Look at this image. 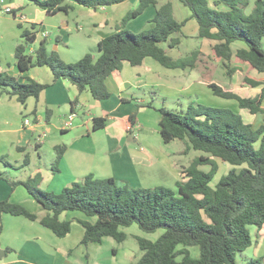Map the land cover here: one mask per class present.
<instances>
[{"label":"trees","instance_id":"obj_1","mask_svg":"<svg viewBox=\"0 0 264 264\" xmlns=\"http://www.w3.org/2000/svg\"><path fill=\"white\" fill-rule=\"evenodd\" d=\"M44 10L47 15L67 12L69 3L82 7L100 9L117 5L125 0H27ZM190 12L189 19L198 25V38L215 41L211 56L216 61L229 62L234 55L250 70L264 73V0H255L246 13V0H178ZM153 6V27L134 34L125 29L128 22L137 18L144 9ZM187 20L178 22L173 17L171 3L158 5L156 0H139L136 9L128 12L115 27L114 33L103 38L97 45V56L84 55L79 61L67 64L56 53L49 52L40 43L33 55L26 54V47L35 41V31L24 29L22 42L14 52L15 64L23 73L34 67H47L52 82L65 80L74 85L79 93L88 91L96 101L106 100L109 93L105 80L121 69L123 63L141 65L151 58L167 69H194L198 66V52L184 58L174 59L167 54L174 49ZM34 30V26L31 25ZM242 42L245 48L235 54L230 45ZM230 74L236 68H230ZM250 87H261L254 98H241L230 90L208 82L214 96L233 100L239 109L251 115L260 114L262 122L256 128L246 123L239 113L225 108L190 107L185 114L165 108L156 110L160 115L159 135L164 144L182 141L188 151H200L206 156L194 158L179 172L181 180L175 189H131L112 178L95 179L91 176L81 182L64 187L59 193L41 191L40 176L26 181H8L12 189L22 186L34 199L44 215L39 216L18 204L0 202V212L21 216L38 222L56 237H65L71 228L70 221H63L65 212H80L94 221H78L84 230L80 244L100 243L112 238L117 243L126 240L124 229L137 225L146 234L163 233L155 240L136 238L141 256L135 264H237L236 258L252 245L249 228L260 230L264 226V84L244 79ZM49 84L34 81L28 84L0 74L1 94L15 97L24 105L28 98L38 99ZM192 111V112H190ZM48 116V111H47ZM135 116H130L132 123ZM49 121V116L46 118ZM105 118L93 119V130L105 126ZM64 146L55 147L52 172H57ZM25 155L22 166L28 164ZM214 159L228 164L231 169L211 186L219 167ZM21 166V167H22ZM200 166H208L204 172ZM12 167V166H10ZM1 178V176H0ZM198 249V257L190 254V248ZM248 264H262L249 260Z\"/></svg>","mask_w":264,"mask_h":264},{"label":"crops","instance_id":"obj_2","mask_svg":"<svg viewBox=\"0 0 264 264\" xmlns=\"http://www.w3.org/2000/svg\"><path fill=\"white\" fill-rule=\"evenodd\" d=\"M156 1L158 5L171 3L175 18L177 5L174 4L175 0ZM213 1L208 0L210 6ZM246 1L245 12L248 13L253 6L248 0ZM177 3L181 4L178 0ZM67 4L71 6V9L66 13L59 12L50 16L27 0H0V12L11 15L12 21L17 22V29L20 32L24 29L35 31V41L28 45L27 55H33L39 44L44 42L50 53H56L63 62L70 64L79 61L88 53L97 56L98 43L114 33L115 26L121 22L130 6L133 10L136 9L139 0H125L120 4L96 10L74 3ZM179 7V10L183 12L181 21H187L181 32L172 36L178 40L176 48L168 49L166 45L164 47L167 54L174 59L198 52L200 60L198 66L186 70L167 69L153 59L154 62H152L151 58L144 59L141 65L135 67L125 62L120 70L106 78L104 84L109 93L106 100L96 101L88 91L79 93L77 88L68 81L52 82V74L47 67H34L21 73L15 64L14 54L13 62L7 63V67L3 66L0 57V74L14 77L22 84H28L31 81L49 84L41 91L38 99L30 97L24 105L20 104L15 97L8 95L0 100V158L6 160L12 158L17 163L21 162L20 156L24 159L26 155L28 157L26 167H30L33 162L31 155L36 154L40 159L43 149L46 146L51 148L54 157L49 167L37 169L27 177L29 179L39 175V186L47 188L52 182H60L59 185L65 187L81 182L88 176L95 179L112 178L120 185L130 184L132 187L148 182L149 175H157V173L180 181L179 172L189 163L171 158V154L164 151L165 146L174 141L164 144L159 135L160 115L153 107L156 101L154 97L157 96L154 88L162 86L161 84L166 81L176 83L187 81L189 86L196 80L202 81L204 85L208 82L216 83L212 78L214 65L221 64L226 67L232 64L234 65L232 68H236L235 72H244L246 69L247 73H250V75L245 73L242 76V88L257 91V93L252 97H243L228 89L224 86L225 84H216L241 98H254L260 93L261 87H250L244 84V79L264 84V73L250 70L246 64L238 62L234 55L229 62L216 61L211 56V48L216 42L198 38L196 21L189 19L190 12ZM5 8H10L12 13H5ZM154 15V7L149 6L137 18L128 22L125 29L129 30L130 26L138 20H145L147 27L151 29ZM189 23L196 24H191L190 33L184 34L182 31ZM31 25L34 26V30L30 28ZM263 43L264 39L261 47ZM184 46L187 51L183 55L181 49ZM230 48L235 54L238 49L245 48V44L234 42ZM201 55L208 56L210 62L201 60ZM155 63L162 69L182 72L176 75L164 74V70L159 69ZM227 103L236 107V113H239L246 123L252 124L255 128L261 124L260 114L251 115L247 110L239 109L233 100H228ZM47 111L48 122L46 121ZM60 114L63 116L60 117ZM71 114H74L72 127L65 129L63 123ZM22 116L24 119L28 118L30 122L28 125L24 124ZM130 116H135L132 123L129 120ZM97 117L105 118L106 123L103 128L93 130V119ZM182 143L185 150L186 145ZM56 146H64L65 150L58 162L57 172L53 173L51 165L55 159ZM184 150L179 151V154L189 153V151L184 153ZM5 167L13 174L0 171V202L8 201L39 216L44 215L39 204L22 186L14 189L10 187L8 181H20L17 180L18 171L7 165ZM60 219L71 222L70 231L63 238L56 237L37 221L0 212V264H135L141 256L136 238H146L139 232L134 235L128 234L127 230L131 227L123 230L126 240L122 243H117L112 238H104L100 243H90L84 247L80 244L84 230L78 221L93 222L94 219L87 218L80 212H65L60 215ZM249 231L252 245L255 242L252 231L256 235L264 236V226L260 230L251 227ZM158 237L150 241L153 242ZM129 238H132L133 242H128ZM252 245L237 256V264L248 262Z\"/></svg>","mask_w":264,"mask_h":264},{"label":"rangeland","instance_id":"obj_3","mask_svg":"<svg viewBox=\"0 0 264 264\" xmlns=\"http://www.w3.org/2000/svg\"><path fill=\"white\" fill-rule=\"evenodd\" d=\"M160 1H168V0H160ZM248 1L250 5L253 6V3L255 2V0H248ZM174 4H177L175 7V18L178 21H181L183 19V16H182L183 12L179 10L180 8L179 6H181L183 10H185L186 12H189V11L187 8L183 7L181 4L178 5L177 0L174 1ZM132 10L133 8L130 6L127 13ZM16 23L17 22L12 21L11 15L2 14L0 12V57L2 60V64L5 67H7L8 65L7 63L11 64L13 62L12 55L14 54L15 47L17 44L22 42V39L20 38L21 32L17 29ZM191 24H196V23H189L186 29L182 31L184 34L190 33ZM148 30L149 28L147 27L146 21L138 20L130 26L128 31L134 34H138L142 31L146 32ZM262 47L264 49V43ZM28 49L29 48L27 46L26 54H28ZM186 51H187L186 46L182 47L181 53L183 55L186 53ZM200 58L203 61L206 60L207 62H210L208 60V56L206 55H201ZM157 66L159 69L161 68V70H164L163 71L164 74H168V75H176L178 72H182V71H177V70L162 69V67L158 64ZM228 66L232 68V66L234 65L230 64ZM245 73H247L246 69L244 70V72L243 71L235 72L229 75L230 71L227 67H224L221 64H216L214 65L212 69V75H213L212 78H214L216 83L225 84L224 86H226L228 89L235 91L236 93L240 94L243 97H246V96L252 97L257 93V91H253L248 88H242L241 86V78ZM247 74L250 75L249 72ZM177 82L178 83L174 81H170V82L166 81V83L163 82L161 84L162 86H158L154 88L155 89L154 91L157 93V96L154 97L156 101L153 103V107L155 108V110H158L159 108L163 107L173 112L185 114L186 112L189 111L190 107H193L195 111H199L201 110L200 106H204V107H210V108H225V109H230L234 112H237L236 107L227 103L228 100H221L219 97L214 96L211 90L207 87V85H204L202 81L196 80L195 82L190 83L191 84L190 86L187 85V81L185 82L177 81ZM4 96L5 95L1 94L0 92V100L4 98ZM62 116L63 114H60V117ZM21 119H24V117L22 116ZM183 150H184L183 143L180 141H174L168 146L166 145L164 149L165 153L171 154L170 156L171 158L181 159L182 162L188 161L189 164L196 157L206 156V154L203 152L193 151V150L189 151V153L185 155L179 154ZM40 156H41L40 159H38V156L36 154L31 155L33 162L31 163L30 167L22 166L23 156H20L19 158L21 162H17V163L12 158H7V160L0 158V171L1 172L8 171L13 174L11 170L6 169L5 165L12 166V169L14 170L17 169L18 171L17 180L25 181L27 177L31 176L32 172H34L35 170L43 169L45 166L49 167L51 159L54 157V152L51 148L46 146L43 149V152L41 153ZM215 161L219 165V170H218V173L215 175L213 181L211 182V186H214L216 182H218L220 177L222 175H225L229 171V169H231V167L228 164H223L219 160H215ZM199 169L204 172H207L209 170V167L200 166ZM179 177L181 178V175H179ZM177 182L178 181L173 180L169 176L163 175L161 173H157V175L150 174L148 177V182H144L140 186L132 187L130 184H127L126 186L131 189H140V188L154 189L155 187L175 189ZM59 184L60 182H52L48 188L46 186H38V187L41 191L59 193V191H61L64 188L63 185H59ZM248 228H251V227L249 226L247 227V229ZM137 232H139V234H142L149 241L155 239L156 236H160L163 233L162 230H159L155 234H146V233L141 232L138 229L137 225H132L131 228L127 230V233L131 235H134ZM252 238L255 242L253 243L249 251V255H248L250 257L249 260H252V259L260 260L262 264H264V236L262 237L259 234L256 235L252 231ZM128 242L130 243L133 242L132 238H129ZM189 250H190V254L192 257L194 258L198 257L199 252L197 248L193 247V248H190ZM245 264H248V262L247 263L245 262Z\"/></svg>","mask_w":264,"mask_h":264},{"label":"built area","instance_id":"obj_4","mask_svg":"<svg viewBox=\"0 0 264 264\" xmlns=\"http://www.w3.org/2000/svg\"><path fill=\"white\" fill-rule=\"evenodd\" d=\"M4 11H5V13H8V14L12 13V11H11L10 8H5ZM73 117H74V114H71V115H69V116L66 118V120H65L64 123H63V126H64L65 129H69V128L72 127ZM29 123H30V122H29V120H28L27 118L24 119V124H25V125H28Z\"/></svg>","mask_w":264,"mask_h":264}]
</instances>
